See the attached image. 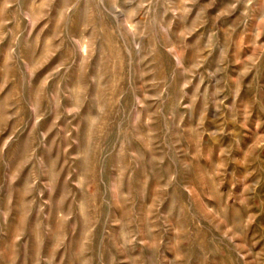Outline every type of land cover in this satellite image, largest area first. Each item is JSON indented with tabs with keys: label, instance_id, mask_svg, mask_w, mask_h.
Masks as SVG:
<instances>
[{
	"label": "rangeland",
	"instance_id": "obj_1",
	"mask_svg": "<svg viewBox=\"0 0 264 264\" xmlns=\"http://www.w3.org/2000/svg\"><path fill=\"white\" fill-rule=\"evenodd\" d=\"M0 264H264V0H0Z\"/></svg>",
	"mask_w": 264,
	"mask_h": 264
}]
</instances>
